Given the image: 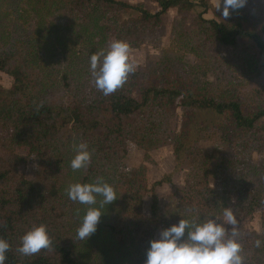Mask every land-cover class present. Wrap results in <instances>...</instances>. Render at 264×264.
Wrapping results in <instances>:
<instances>
[{
  "label": "trees",
  "instance_id": "1",
  "mask_svg": "<svg viewBox=\"0 0 264 264\" xmlns=\"http://www.w3.org/2000/svg\"><path fill=\"white\" fill-rule=\"evenodd\" d=\"M18 1L0 0V6ZM28 1L42 30L29 40L37 50L18 47L6 23L7 11L0 12V73L12 78L10 87L0 83V150L8 155L0 154V237L10 243L5 264H144L149 241L161 229L182 217L220 214L227 206L238 222L261 213V233L238 229L244 264H264V245L254 247L256 239L264 241V104L245 113L242 102L223 91V85L211 89L199 76L213 67L212 43L230 51V61L243 69L244 77L261 79L264 92V1L220 20L203 18L210 9L217 11L210 0H152L156 12L142 2L123 0ZM196 5L203 13L187 28L183 19ZM171 9L182 15L172 26L175 49L200 62L191 65L186 56L166 51L163 58L136 68L115 92L103 95L91 76L90 56L116 39L130 48L150 38L160 42L163 16ZM125 11L133 15L123 19ZM54 14L61 22L46 26L43 17ZM194 33L205 39L191 42ZM177 107L187 123L171 137L167 126ZM257 133H263V146L256 148L258 160L251 161L250 140L259 139ZM201 139L214 147H191ZM79 142L89 145L92 157L86 168L73 171L70 161ZM129 142L144 152L145 160L150 151L172 144L174 171L187 167L186 188L177 189L169 205L159 206L155 190L170 183L171 174L149 186L145 165L124 163ZM19 150L25 155L15 153ZM28 159L34 163L31 180L18 170ZM99 177L113 185L118 198L103 207L97 231L80 241L76 231L88 206L70 200L67 188ZM211 179L220 181L221 188H211ZM149 194L145 216L143 200ZM40 223L48 227L51 246L22 255L17 251L20 238Z\"/></svg>",
  "mask_w": 264,
  "mask_h": 264
},
{
  "label": "clouds",
  "instance_id": "2",
  "mask_svg": "<svg viewBox=\"0 0 264 264\" xmlns=\"http://www.w3.org/2000/svg\"><path fill=\"white\" fill-rule=\"evenodd\" d=\"M248 0H222V16L228 18L231 12L242 9ZM221 0L217 9L220 8ZM91 76L95 86L108 96L123 86L130 73L136 70L131 60L130 45L116 39L108 47L101 48L89 58ZM75 155L70 161L73 171L86 168L91 161L92 150L86 142L74 144ZM70 200L87 209L76 231L75 239L86 241L96 231L105 205L118 197L116 190L103 177L94 182H75L68 186ZM100 198L97 204V198ZM230 226V227H229ZM46 224L29 228L20 238L17 251L32 256L51 246ZM264 241L256 239L254 247L259 249ZM10 243L0 237V264H5ZM238 220L231 206L223 208L220 214L182 217L177 223L161 229L157 238L149 241L144 264H244Z\"/></svg>",
  "mask_w": 264,
  "mask_h": 264
},
{
  "label": "rangeland",
  "instance_id": "3",
  "mask_svg": "<svg viewBox=\"0 0 264 264\" xmlns=\"http://www.w3.org/2000/svg\"><path fill=\"white\" fill-rule=\"evenodd\" d=\"M131 3H138L142 2L144 7L152 12H156L158 10V7L156 3H154L152 0H123ZM196 4H198V0H192ZM262 0H248V5L251 4L252 7L258 8L259 3ZM264 1V0H263ZM212 8L214 7L217 11L215 12L213 9H210L207 13H203V8L196 5V7L188 14H185V19H183L184 25H186L187 28L193 27L195 25L196 15L199 13H203V18L206 20H220L222 16L221 8L223 7L222 0L220 4V8H218L220 0H210ZM33 4V3H32ZM32 4L28 0H19L18 3H15L13 5H2L0 6V12H6L8 13V28L10 30V36L11 37H17L19 40V45L22 50V47H27L24 50L26 51H32L37 50L35 46H32V44H29V40L35 39L37 35L38 37L41 36L42 30H39L37 27V19L34 15L32 8ZM130 15H133L130 11H125L122 15V18H127ZM182 15H179L177 13L176 9L169 10L164 16H163V26L164 31L161 35V41L156 42L155 39L150 38L149 40L145 41L139 48H130V56L131 60L135 63L136 68L139 66H144L147 61H151L152 63L157 60L158 58H163L164 52H174L178 53L179 57L184 58L186 56L185 60H188L189 64L193 65L200 62L199 59L196 60L193 55L187 53L186 55L182 54V52L175 49V37L173 34L172 26L173 22L176 19H180ZM43 21L46 26H48L51 22L52 23H60V19L57 17V14H54L53 16H50L49 18L43 17ZM42 21V22H43ZM6 24V25H7ZM37 34V35H36ZM193 40L191 42L199 43L201 40L205 39V36L201 34V38L199 34L194 33L192 35ZM206 45H208L209 41H205ZM210 46L208 47V51L210 54V61L213 63V67L210 68V70L206 71V75L204 76L202 73L199 74L201 78V82L204 84V82L208 81L210 82L208 84L211 89H216L217 84L223 85L225 88L222 90L231 93L234 98H238L242 102L243 109L245 113L252 112L257 107L261 106L263 107L264 104V92H263V82L259 78H252L248 79L244 77L242 74V68L233 64L232 61L229 59L230 51L222 49L219 46L212 45V43H209ZM22 46V47H21ZM23 50V52H24ZM171 50V51H169ZM200 50V49H199ZM57 51H59L57 49ZM39 54L42 55V52L39 51ZM57 54V52L55 53ZM182 55V56H180ZM57 56V57H56ZM56 58L62 59L63 55L58 54L55 55ZM226 57L227 62H225L222 58ZM55 63V60L52 61ZM57 62L55 63V65ZM0 83L4 87H10L12 83V78L4 73H0ZM211 83H214L213 85ZM210 116V115H209ZM202 119H205V116L202 117ZM211 119V118H209ZM224 119V117H223ZM230 119V118H229ZM223 122V120H221ZM187 122L183 120V112L180 107H177L175 109L174 115L172 118L169 119V124L167 126V132L172 137L181 132L182 126L186 125ZM231 126V120L230 123ZM214 125L217 127L219 125V122H215ZM213 126V124H212ZM239 132V131H237ZM259 139H253L250 140V151L251 155L249 157V160L256 161L258 160V151L257 147L261 148L263 146V133H257ZM203 138H205V133L202 135ZM231 143L233 142V136H230ZM128 154L126 156V159L124 160V163L127 166H140L145 165L146 170V179L148 182V185L150 186L153 182L161 180L165 175L171 174V181L170 183H164L161 186H158L155 190V193L158 198V203L160 207L167 206L171 203L170 197L171 195L175 194L177 189H185V174L186 169L181 168L179 171H174L175 167V158L173 154V146L172 144L165 145L163 147H160L158 149L152 150L149 152L148 159L145 160L144 158V152L140 149H138L132 142L128 143ZM191 147L204 149V150H211L214 146L212 141L208 139H201L199 141L193 142L191 144ZM20 156H24L25 152L24 150L16 151ZM0 154L5 157V159L8 157L7 153L0 150ZM264 159V158H263ZM264 164V161H262ZM20 175H23L25 178L31 180L34 176V163L32 160L28 159L27 161H24L19 167H18ZM256 180V179H254ZM209 186L213 189H220L221 183L220 181L211 179L209 181ZM151 202V196L150 194L147 195L143 200V208L142 213L145 216H149V206ZM238 226L246 231H252L256 233L262 232V226H261V213L255 212L251 216H245L241 218V220L238 222ZM159 232L156 235V238L158 237Z\"/></svg>",
  "mask_w": 264,
  "mask_h": 264
}]
</instances>
